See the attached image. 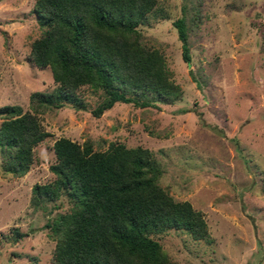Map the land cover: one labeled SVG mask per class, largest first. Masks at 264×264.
Here are the masks:
<instances>
[{
    "label": "rangeland",
    "instance_id": "374dc122",
    "mask_svg": "<svg viewBox=\"0 0 264 264\" xmlns=\"http://www.w3.org/2000/svg\"><path fill=\"white\" fill-rule=\"evenodd\" d=\"M35 1L0 0V106L29 110L33 91L60 85L49 66L28 58L42 33ZM199 1L193 18L198 0H157L138 25L142 42L163 54L178 98L141 105L146 96L127 92L132 101L94 116L107 93L83 84L85 109L66 104L38 115L50 134L24 175L5 171L0 151V264H55L48 225L74 201L66 192L40 198L32 187L55 177L52 144L60 136L95 150L113 141L150 150L162 167L159 183L199 209L209 231V239L175 227L152 234L174 264H264V0ZM184 7L190 62L172 24Z\"/></svg>",
    "mask_w": 264,
    "mask_h": 264
},
{
    "label": "trees",
    "instance_id": "16d2710c",
    "mask_svg": "<svg viewBox=\"0 0 264 264\" xmlns=\"http://www.w3.org/2000/svg\"><path fill=\"white\" fill-rule=\"evenodd\" d=\"M157 0H36L33 11L42 28L31 43L29 60L49 66L51 91H33L30 109L18 104L0 106L2 168L24 175L34 161V147L50 133L38 115L66 104L85 109L77 90L83 84L101 87L106 98L91 109L99 116L115 101H132L127 92L151 100L180 95L170 79L163 54L142 42L138 25ZM193 18H199L198 7ZM186 7L172 21L181 41V55L190 62ZM150 95V96H149ZM55 177L35 183V196L54 200L63 192L72 208L49 223L55 238V264H174L152 234L184 228L194 238L209 239L203 213L189 201L174 199L159 178L162 167L150 150L113 141L95 150L66 136L52 144Z\"/></svg>",
    "mask_w": 264,
    "mask_h": 264
}]
</instances>
